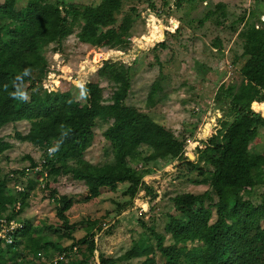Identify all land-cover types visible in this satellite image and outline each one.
I'll use <instances>...</instances> for the list:
<instances>
[{
    "label": "trees",
    "instance_id": "trees-1",
    "mask_svg": "<svg viewBox=\"0 0 264 264\" xmlns=\"http://www.w3.org/2000/svg\"><path fill=\"white\" fill-rule=\"evenodd\" d=\"M123 1L78 4L67 0H0V23L4 22L0 25V130L8 124L28 122V133H16V137L44 154L41 163L29 158L31 165L27 170L3 175L0 166V232L4 221L21 225L12 245L0 242V264H36L27 258L39 259V253L47 259L55 257L53 254L68 257L87 242V238L76 240L75 226L67 215L73 199L59 196L57 190L51 189V182L58 183L66 176L83 182L89 192L88 202L99 199L103 189L115 191L125 183L129 184L127 194L131 196L143 187L156 198L157 193L144 182L145 175L154 174L147 165L169 161H181L174 166L177 178L208 185L209 190L200 195L182 191L171 199L172 211L167 213L164 226L166 235L142 223L153 241L136 243L124 256L127 264H159V254L166 261L164 264H264V193L260 203L253 200L256 189L264 187V150L260 154L252 151V144H261L264 137V23L262 28L251 24L241 34V55L230 52L231 64L240 65L242 82L239 87H221L216 101L227 104L234 117L222 121L221 128L207 142L198 141L195 161L186 157L180 137L127 104L133 67L102 62L98 75L114 85L110 98H104L98 82L75 83L60 94H40V84L48 73L47 59L41 51H47L52 44L61 47L64 40L76 35L81 44L92 47L129 48L135 17L132 13L125 15L118 24ZM151 1L155 9L154 0ZM207 1L177 0L176 4L181 7L184 2ZM225 8L217 5L199 24L217 12L223 13ZM213 46L223 53L220 39ZM166 49V41L161 40L154 50ZM36 71L38 77L34 79L31 74ZM25 84L26 90L21 87ZM156 94L153 88L150 107ZM99 119L110 123L104 138L110 144L113 162L94 166L85 155L95 139ZM11 149L12 145L0 137V156ZM140 162L149 170L139 173L135 164ZM28 171L35 175L24 186L21 179ZM193 173L196 176L190 179ZM38 184L50 190L60 222L57 226L34 225L20 218ZM8 212L11 214L3 220ZM53 236L58 242L46 241ZM63 240L72 244L61 247ZM189 244L193 247L189 248ZM87 249L88 254L79 264L95 261L96 242L92 240ZM99 257L97 264H116L114 259Z\"/></svg>",
    "mask_w": 264,
    "mask_h": 264
},
{
    "label": "rangeland",
    "instance_id": "rangeland-1",
    "mask_svg": "<svg viewBox=\"0 0 264 264\" xmlns=\"http://www.w3.org/2000/svg\"><path fill=\"white\" fill-rule=\"evenodd\" d=\"M48 1L52 3L56 0ZM67 1L78 4L92 2ZM153 2L155 9L151 7V0L123 1L122 10L117 15L118 24L125 15L132 13L135 17L132 33L128 38L130 46L126 50L81 44L76 35H72L64 40L61 47L52 44L47 51H41V55L44 54L47 59L48 73L40 84L39 92L42 95L60 94L69 91L75 83L84 85L88 82H98L103 89L104 98H110L114 85L106 78L100 77L98 70L103 61L123 63L126 67H133L132 91L127 104L180 137L189 148L188 141L205 142L206 138L211 137V130L217 132L222 121L233 119L234 115L227 104L216 101V94L221 87H239L242 82L240 65H232L229 55L230 52L235 55L242 54L244 40L241 34L249 29L251 24L262 28L264 0H208L194 4L184 2L181 7H177V0ZM219 4L226 7L223 13L217 12V15L203 25L199 24L207 12L214 11ZM243 16L245 20L241 21L240 17ZM151 39L155 40L150 42ZM216 39L221 40L223 53L214 48ZM161 40L166 41L167 49L154 50ZM37 74L38 71L31 75L36 79ZM21 87L26 90L28 85ZM153 88L157 94L153 97L154 105L150 107L149 99ZM109 126V122L101 119L97 121L95 139L85 155V159L94 166L113 162L110 144L104 138ZM29 128L28 122H19L8 124L0 130V137L12 145L11 150L0 156L3 175L12 171L27 170L31 165L29 158L41 163L43 152L29 143L20 142L16 137V133L27 134ZM200 134L204 138L199 136ZM263 150L264 137L261 144H252L254 153L260 154ZM195 152L196 150L193 155L187 154L188 160H196ZM180 162L147 165L154 170L156 177L150 181L153 182L150 186L158 195L156 198L150 196L143 187L137 195L131 196L127 194L129 184L125 183L118 185L115 191L110 188L103 189L99 199L88 202L86 198L89 192L83 182L75 181L70 176L61 177L58 183L51 182V189L57 190L59 196L66 195L74 201L67 215L75 226L76 240L87 238L85 244H80L76 251L66 256L65 264H79L85 259L88 254L87 247L92 240L97 244L95 261H90L92 264L99 263L100 255L114 259L116 264H127L124 256L136 243L153 241L150 231L144 228L142 223L166 235L164 226L167 213L172 211L171 199L182 191L200 195L209 190L208 185H194L191 180L186 182L185 178H177L178 171L174 166ZM136 165L139 173L148 169L141 162ZM27 174L21 179L24 186L27 185L28 179L35 175L32 171ZM195 176L193 173L189 178ZM42 180L43 178H40L39 183ZM262 193L264 187L256 189L253 196L255 203H260ZM50 194V190L44 189L41 184L36 185L28 200L29 206L20 218L34 225H59L56 207L50 199ZM216 201L214 198V202ZM9 214L11 212L4 214L2 219L5 220ZM167 238L170 241V236ZM46 241L58 242L56 236ZM71 244V241L63 240L60 246L69 247ZM191 247L193 245L189 244V248ZM56 255L58 256H52ZM43 257L42 255L36 259L29 256L27 259L36 264H45L42 262ZM158 263H166L160 254Z\"/></svg>",
    "mask_w": 264,
    "mask_h": 264
},
{
    "label": "built area",
    "instance_id": "built-area-1",
    "mask_svg": "<svg viewBox=\"0 0 264 264\" xmlns=\"http://www.w3.org/2000/svg\"><path fill=\"white\" fill-rule=\"evenodd\" d=\"M155 40V39H154ZM154 40L151 39L150 42H153ZM212 132V134H211ZM210 132V138H206L205 142H207L209 139L212 138L213 136V133H216L215 131L211 130ZM199 136L202 137V135L200 134ZM204 138V137H202ZM200 142V141H199ZM198 145H200L198 143V140H194V141H188V147L185 146V151H186V157H187V154L189 155H193L194 153V150H196V158L198 156V152H197V148H198ZM191 147V148H190ZM195 157V156H193ZM155 174L153 175H147L146 177H144V182L147 184V185H151V182L150 181H153L155 180L156 177H154ZM21 227L20 223H17L15 221H11L9 224L6 223V221H4V226H3V229L2 231L0 232V242L3 243L4 245H12L14 243V236L16 234V232L18 231V229ZM75 251L77 250V248L74 249ZM42 256L41 253H39V257ZM42 262H44L45 264H65L67 262V258H66V254H61V255H58L54 258H51V260H47L45 259L44 257L42 258Z\"/></svg>",
    "mask_w": 264,
    "mask_h": 264
}]
</instances>
